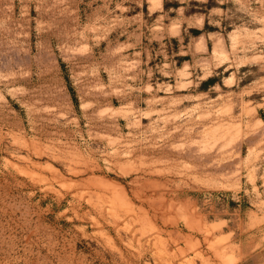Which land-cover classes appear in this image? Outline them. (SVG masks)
Masks as SVG:
<instances>
[{
	"label": "rangeland",
	"instance_id": "374dc122",
	"mask_svg": "<svg viewBox=\"0 0 264 264\" xmlns=\"http://www.w3.org/2000/svg\"><path fill=\"white\" fill-rule=\"evenodd\" d=\"M0 264H264V0H0Z\"/></svg>",
	"mask_w": 264,
	"mask_h": 264
},
{
	"label": "bare ground",
	"instance_id": "6f19581e",
	"mask_svg": "<svg viewBox=\"0 0 264 264\" xmlns=\"http://www.w3.org/2000/svg\"><path fill=\"white\" fill-rule=\"evenodd\" d=\"M149 1H151V0H149ZM158 1H159V0H158ZM160 1H161V0H160ZM160 3H161V2H160ZM157 5H158V4H157ZM156 7H157V6H156ZM203 44H204V43H203ZM216 47H217V46H216ZM219 48H220V47H219ZM219 48H218V49H219ZM217 51H218V50H217Z\"/></svg>",
	"mask_w": 264,
	"mask_h": 264
}]
</instances>
